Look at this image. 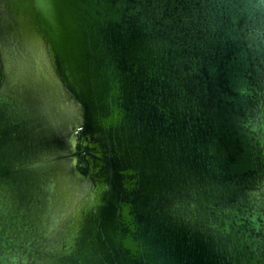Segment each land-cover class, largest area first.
I'll return each mask as SVG.
<instances>
[{"label":"water","instance_id":"95a60500","mask_svg":"<svg viewBox=\"0 0 264 264\" xmlns=\"http://www.w3.org/2000/svg\"><path fill=\"white\" fill-rule=\"evenodd\" d=\"M0 264H264V0H0Z\"/></svg>","mask_w":264,"mask_h":264},{"label":"trees","instance_id":"16d2710c","mask_svg":"<svg viewBox=\"0 0 264 264\" xmlns=\"http://www.w3.org/2000/svg\"><path fill=\"white\" fill-rule=\"evenodd\" d=\"M79 170L83 173V174H87V169L85 167L84 161L81 160L80 164H79Z\"/></svg>","mask_w":264,"mask_h":264},{"label":"flooded vegetation","instance_id":"af4514ba","mask_svg":"<svg viewBox=\"0 0 264 264\" xmlns=\"http://www.w3.org/2000/svg\"><path fill=\"white\" fill-rule=\"evenodd\" d=\"M82 160V158H80V161ZM80 164V163H79Z\"/></svg>","mask_w":264,"mask_h":264}]
</instances>
